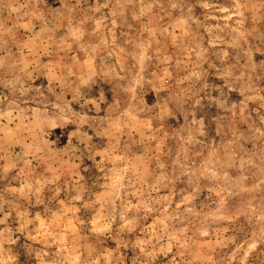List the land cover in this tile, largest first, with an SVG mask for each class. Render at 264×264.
<instances>
[{
    "label": "rangeland",
    "instance_id": "obj_1",
    "mask_svg": "<svg viewBox=\"0 0 264 264\" xmlns=\"http://www.w3.org/2000/svg\"><path fill=\"white\" fill-rule=\"evenodd\" d=\"M0 264H264V0H0Z\"/></svg>",
    "mask_w": 264,
    "mask_h": 264
}]
</instances>
